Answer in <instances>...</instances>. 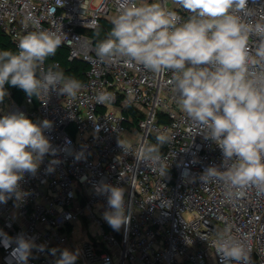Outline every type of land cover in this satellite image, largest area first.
<instances>
[{"label":"built area","instance_id":"built-area-1","mask_svg":"<svg viewBox=\"0 0 264 264\" xmlns=\"http://www.w3.org/2000/svg\"><path fill=\"white\" fill-rule=\"evenodd\" d=\"M122 2L0 0V30L16 49L26 31L34 30L31 23L24 27L25 17L32 15L42 28L61 36L69 60L88 64L75 98L51 92L36 98L33 108L32 98L24 95L17 102L7 90L0 102V117L23 112L35 123L49 120L52 127L44 135L56 149L55 155L44 156L34 176L24 175L19 200L13 195L0 203V230L44 246L32 249L27 264H55L64 249L77 254L75 264H222L214 241L230 228L249 249V264H264V194L253 189L229 200L221 183L201 184L199 175L219 166L222 154L181 111L172 73L153 74L122 58H97L98 42L89 32L104 20L112 23ZM160 2L183 19L190 15L173 0ZM249 7L264 11V0H249ZM101 92L112 98L97 103ZM157 135L170 138L161 148L169 166L164 176L156 164L136 159L141 147L156 144ZM118 142H126L129 150ZM100 181L125 190L131 218L118 231L103 218L109 209L106 196L95 191ZM87 220L97 227L92 240L82 235ZM15 246L0 243V264H17L11 255Z\"/></svg>","mask_w":264,"mask_h":264},{"label":"clouds","instance_id":"clouds-1","mask_svg":"<svg viewBox=\"0 0 264 264\" xmlns=\"http://www.w3.org/2000/svg\"><path fill=\"white\" fill-rule=\"evenodd\" d=\"M173 2L190 13L187 19L160 0L140 4L123 0L113 27L97 44L96 56L101 62L122 58L153 74L170 71L181 111L222 154L219 166L210 165L199 175L201 184L221 183L229 200L243 198L253 189L264 194V11L249 7V0ZM29 23L34 30L21 37L17 51L0 50V102L8 95L6 84L29 98L51 92L75 98L81 81L65 75L58 65L44 68L61 46V36L42 28L32 15L25 17V29ZM111 98L106 92L96 97L101 104ZM51 127L49 120L35 123L23 112L0 117V203L13 195L19 200L24 175L34 176L44 156L55 155L44 135ZM169 139L157 135L156 144L141 147L136 159L156 164L166 175L169 166L161 148ZM118 143L123 151L129 150L126 142ZM52 170L50 165L48 171ZM95 191L107 198L109 210L103 214L107 224L116 231L127 226L131 217L126 214L125 190L100 181ZM0 243L5 248L16 245L11 255L17 264H27L34 247L44 250L23 234L13 238L2 230ZM214 244L222 264H249V249L230 228L217 233ZM76 259V253L64 249L55 264H75Z\"/></svg>","mask_w":264,"mask_h":264},{"label":"trees","instance_id":"trees-1","mask_svg":"<svg viewBox=\"0 0 264 264\" xmlns=\"http://www.w3.org/2000/svg\"><path fill=\"white\" fill-rule=\"evenodd\" d=\"M112 27V23L104 20L97 29L89 32V35L93 36L96 42H99L107 36L106 33H109ZM4 49H10L13 52L17 51L11 39L0 30V50ZM67 54V48H65L64 46L59 47L56 51L55 56L49 57L45 61L46 65L49 67L53 64V62L56 61L59 63V68L63 70L65 75L73 76L79 81L84 82L85 72L88 69V64L85 61L77 58L69 60ZM5 87L11 92L12 99L17 102H21L24 98V95H26L24 91L17 87H12L8 84H6ZM31 98L33 101V108H35L37 105V99L36 97Z\"/></svg>","mask_w":264,"mask_h":264},{"label":"rangeland","instance_id":"rangeland-1","mask_svg":"<svg viewBox=\"0 0 264 264\" xmlns=\"http://www.w3.org/2000/svg\"><path fill=\"white\" fill-rule=\"evenodd\" d=\"M147 0H142V3H146ZM30 107V105H28ZM82 235L85 236L88 240H92L96 237L95 233L97 231V227L93 222L86 221V224L82 223ZM80 244V243H78Z\"/></svg>","mask_w":264,"mask_h":264},{"label":"crops","instance_id":"crops-1","mask_svg":"<svg viewBox=\"0 0 264 264\" xmlns=\"http://www.w3.org/2000/svg\"><path fill=\"white\" fill-rule=\"evenodd\" d=\"M6 88V87H5ZM7 90V89H6Z\"/></svg>","mask_w":264,"mask_h":264}]
</instances>
